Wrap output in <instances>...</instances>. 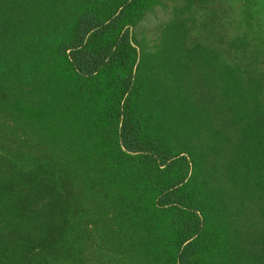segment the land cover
<instances>
[{
	"label": "trees",
	"instance_id": "obj_1",
	"mask_svg": "<svg viewBox=\"0 0 264 264\" xmlns=\"http://www.w3.org/2000/svg\"><path fill=\"white\" fill-rule=\"evenodd\" d=\"M158 2L0 0V264H264L263 42L140 50Z\"/></svg>",
	"mask_w": 264,
	"mask_h": 264
},
{
	"label": "rangeland",
	"instance_id": "obj_2",
	"mask_svg": "<svg viewBox=\"0 0 264 264\" xmlns=\"http://www.w3.org/2000/svg\"><path fill=\"white\" fill-rule=\"evenodd\" d=\"M179 22L189 29L188 47L200 43L215 50L225 63L241 67L244 74L252 67L262 72V56L257 51L264 45V0H159L132 28L133 42L140 50L158 53L169 25ZM192 68L199 71L197 64ZM255 216L252 212V220ZM111 264L118 263L112 260Z\"/></svg>",
	"mask_w": 264,
	"mask_h": 264
}]
</instances>
